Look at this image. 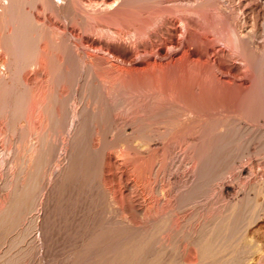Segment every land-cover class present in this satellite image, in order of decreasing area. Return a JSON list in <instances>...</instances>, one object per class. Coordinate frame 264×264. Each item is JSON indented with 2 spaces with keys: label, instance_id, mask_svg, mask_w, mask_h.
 <instances>
[{
  "label": "rangeland",
  "instance_id": "rangeland-1",
  "mask_svg": "<svg viewBox=\"0 0 264 264\" xmlns=\"http://www.w3.org/2000/svg\"><path fill=\"white\" fill-rule=\"evenodd\" d=\"M37 1L29 0L28 3L27 0H0V264H116L115 260L118 264L120 261H122L120 264H125L121 259L122 254L133 239L138 238L144 242L148 255L153 254L151 251L155 246H164L163 248H166L164 255H168L167 253L172 254L176 246L185 239L190 240L197 234L204 236L209 235V233L210 238L213 239L212 242L208 243L209 247L213 245L218 246L223 251L225 247L229 252L237 251L233 257L237 256L240 259L235 258L234 261L236 262H231V264L243 263L240 261L243 257L241 255L245 256L243 252L246 251L247 254V238L261 247V253L254 254L253 259L248 264H264V188L258 195L259 205L263 207L260 209V218L249 227L246 239L241 238L240 229H236L237 220L235 219L230 220L229 229L226 230L228 232L223 233L224 226L220 222L221 217L218 209L221 204V199L217 194L218 187L221 181L229 183L230 180L227 177L229 174L227 175V173L233 171L236 166L231 161L232 158L234 155L237 156V154L240 153L241 155L242 153L243 158L249 159L246 152L252 146V142L250 145L248 138L245 137L246 134L241 135L240 132L235 131L236 133H234L232 130L228 133L230 136L226 134L227 138L218 139L220 142L215 144L216 146L213 147L208 156L209 159L204 170L203 188L197 187L194 189L195 192L193 191L191 195L185 197V202L188 204L183 205L180 202L179 205L171 202L172 204L170 203L164 210H158L154 203H149L154 202V200L150 201L151 198H159L158 193H156L157 188L152 191V187L157 186L156 183L158 182L161 184L163 181L160 171V173L157 171L158 176L156 173V178L154 174L150 175L151 179H155L156 182H152V185L145 184L144 187L143 184H139L142 186L134 185V189L132 186L129 189L124 184V182H132V166L128 164L134 165L138 160L137 157H134L135 155H132L134 150L130 145L131 141L141 138L142 141L153 142L152 137L156 134V130L161 134L166 126V116L163 115V117L161 114L167 113L150 112L146 117L143 116L144 118L139 117V119L134 120L135 122L129 121L125 124V121L114 120L111 116L114 112L126 113L134 109L132 106L128 107L129 105L123 101L125 98V96L123 97V87H121L123 85H120L116 90L112 86L111 92L108 94V101H101L102 93L112 84V76L125 74V70L133 65L132 58H144L145 55L142 53L135 54L131 58H128L129 56L124 58L120 53L135 47L137 41L138 43L140 41V44L145 43L147 38L143 34L156 25L144 24L141 27L142 35L137 37L140 40H136L131 27L126 28L122 23L114 20V13L111 17L110 10L108 12V9L105 10L96 5L88 6L84 4L86 0H83L84 3L82 0H45V2L48 1L47 3H44L43 0ZM170 1L173 0L168 2ZM51 6L52 9H50ZM135 6L133 9L137 10L138 6ZM142 12L141 14L145 15L147 11L145 14ZM173 12L171 10L170 13L175 18L176 15ZM148 13L150 12L148 11L146 16L151 19L152 14ZM137 15L135 14V16ZM154 17L151 19L152 22ZM262 22H264V17ZM162 28L164 32L165 27ZM11 32L14 33L15 37H12ZM31 33L35 34V37ZM211 34L209 33V35ZM31 38L34 40H30ZM155 39L156 41L159 40V38ZM214 40H217L216 43L214 42L216 47L225 49L220 39V41ZM258 40L264 42V38H258ZM41 44L44 46L42 72L41 76H34V69L38 64V56L41 52L39 49L42 48L39 46ZM17 46L22 48H17ZM141 47L138 48L139 51H141ZM177 51L179 49L173 50V52ZM171 52L170 49H166L162 52L164 56L151 55V58L164 61L167 57L165 53ZM102 66L103 68H101ZM41 90L42 92H40ZM151 106L152 104H148L147 107L151 108ZM213 111V109H209L210 113ZM98 113H102V115ZM210 119H212L211 124L209 123L211 126L217 124V118ZM213 119H215V124ZM131 123L135 128L130 130ZM159 123L161 124L160 127ZM154 127L155 129L158 128L153 130ZM39 134L44 136L41 137ZM152 134L154 135L151 137ZM258 142L256 156L262 161L264 159V133L260 135ZM122 143L125 145L123 152L120 151L119 147ZM149 153L144 155L145 160L150 159ZM132 158H135L136 161ZM149 159L148 161H150ZM118 163L120 164L118 165ZM259 166L257 177L262 180L264 178V166L260 163ZM248 188V186L244 187V191L248 192ZM200 191L206 195L202 198L207 199L206 201L201 199L203 201L199 203L197 202L199 199L195 195L200 194ZM117 192L118 194H116ZM128 192L135 193L133 195L137 196L135 197L137 201H135L140 204H138L139 206L145 207L148 204L147 206L153 207L150 208L152 211L149 213L150 216L141 220L135 215L132 207H130L131 201L128 200L132 194L130 195ZM151 195L155 196L151 197ZM197 197L201 196L197 195ZM249 201V199L245 200V212L252 209L251 201ZM170 213L182 216L179 217L180 227L175 229L168 224L167 220ZM189 214L190 216L185 218ZM198 217L204 219V222L200 224L197 231H191L197 226L196 219ZM181 221L183 222L181 223ZM205 221L208 222V225ZM181 233L183 234L181 235ZM162 234L164 238L161 236ZM159 240L163 242L161 243ZM4 247L6 248L3 249ZM221 249V253L219 251L216 255L228 253L227 250L223 252ZM239 250L241 251L239 252ZM176 251L178 252V249ZM177 252H175L176 255L182 254L180 250L179 253ZM87 253L90 254L87 255ZM114 253L115 255L119 254L116 255L117 258H115ZM83 254L85 255L83 256ZM201 264H205V262Z\"/></svg>",
  "mask_w": 264,
  "mask_h": 264
},
{
  "label": "bare ground",
  "instance_id": "bare-ground-1",
  "mask_svg": "<svg viewBox=\"0 0 264 264\" xmlns=\"http://www.w3.org/2000/svg\"><path fill=\"white\" fill-rule=\"evenodd\" d=\"M27 1L29 3V0H27ZM43 1H44V3L48 2V1L45 2V0H43ZM168 1L169 0H86L84 3L82 0V2L84 4H87L88 6L89 5H92V6L96 5V6H100V8H103L105 10L108 9V12L110 10L111 14L114 13V16L112 14L111 17L113 16L115 21H117L118 23H122L126 28L131 27V30H132L136 40H140L137 37H139L140 34L142 35L141 27L144 24L156 25V27L154 26L150 30H147L148 32L145 33L146 35L143 34V36L144 37L146 36L145 38H147L145 43L140 44V41H139V43L137 41L135 47L130 48L128 50L126 49V51H123L120 53V54H122V57H124V58H127L125 56H129L128 58H131L135 54L137 55L140 53L144 54L146 57L144 56V58H141V59H137V57L132 58L133 59V61H132L133 65L125 70V74L122 73V74H120V76H119V74L117 76V74L114 73V74H116L117 77L115 75L112 76V80H111L112 84L110 86H108L107 90L105 89V91H103V93H102L103 97H102L101 101H103V102L108 101L109 100L108 94L111 92L112 86H114V90H116V89H118V87L120 85H123V86H121V87H123L122 91L124 94V95L123 94H121V95H123V97L125 96L123 101H124V103L129 105V106L127 105L128 107L132 106L134 109H132L131 111L126 112V113L121 112L122 114L118 113V112H114V114H112L111 116H112V118H114V120L125 121L126 122L125 124H127V122L129 123V121L133 122L135 119H137V118L139 119V117H143V116L146 117L150 112L156 113L159 111L160 113L161 112L167 113V114H161L162 116L163 115L166 116L165 117L166 126L164 128L162 127L163 132L161 131L162 133L160 134L156 130L158 127L156 129H155V127L153 128V130H156V132H155L156 134L151 135V137L154 135L152 137L153 142L150 141L151 143H149L148 141H144V140L142 141L141 138L139 140L133 139L132 141L130 139V141H131L130 145L133 147V150H134V154H132V155H135L134 157H137L138 160H137V162H135L136 161L135 158L134 159L132 158V160H135L134 161L135 164L134 165L128 164V165L132 166L131 170H132L133 174H131L132 178L130 177L132 182L131 183L130 182H128V183L124 182V184L128 188L131 186L133 188L134 185L136 186L139 184H143L144 187H145V184L146 185H149V184L152 185L155 182V179L154 180L151 179L150 175L154 174V176L156 178L157 171L158 172L160 171L161 173L160 172L159 173H160V175L162 174V177H163L162 180L163 181L161 182V184H158L159 182L158 183L155 182L157 184V186L155 185L156 187L155 186L152 187L153 188L152 191L155 190V188H157L156 193H158L159 198H157V197H155V199L151 198L150 201L154 200V202L152 201L149 203H154V205H156V208L158 210H164L167 206L170 205L171 202L173 204H179V205H180V202L183 205L188 204L185 202V200H186L185 197L187 195L189 196V194L191 195L192 194L191 192H193L194 189H196L197 187H202V185L205 181L204 180V177H205L204 176V170H205V166L207 164V160L209 159L208 156L211 154L213 147H215L217 145L216 143L220 142V141L218 142V139L221 140V138H223V137L227 138L228 136H230V134L228 135V133H230V131H232V130H234V133H236L235 131H237V132H240L241 135L246 134L245 137L248 138L247 140L249 141V144H250V142H252V146H250L248 151L246 152L249 155V159L247 160V159L243 158L242 153H241V155H240V153L237 154V156L234 155V157L232 158L231 161L233 163H235L236 166L234 167L233 171H230L229 173H227V175L229 174V176H227V177H229L230 181H229V183L221 181V184L220 185L218 184L219 185L218 193L216 192L219 195L218 197L221 199V204L219 205L218 209H219V213H220V217H221L220 222H222V226H224L223 233L226 234L228 232V231L226 232V230L229 229L228 225L230 224V220L235 219V220H237V223H235V226L237 227L236 229L237 230L240 229L239 232H240L241 238L246 239V234H247L249 227L251 225H253L254 223H256V221L260 218V209L263 208V207H260V205H259L260 201H258V195L261 193L262 189L264 188V178L262 180H259L260 178L257 177L258 176L257 170L260 167L259 163L264 166V159L262 161H260L259 159H261V158H259V159L257 158L256 147H257V144L259 143L258 140H259L260 135L261 134L263 135V133H264V42L262 40L261 41L258 40V38H264L263 37L264 36V22H262L263 17H264V0H186L184 2H182L181 0H173L170 2H168ZM19 2H21V1H19ZM168 3H170V4H168ZM20 5H21V3H20ZM44 5H46V4H44ZM60 5H61V3H60ZM135 5L138 6L137 10L135 8H134L135 10L133 9V7H136ZM23 7H25V6H23ZM50 9H52V6ZM90 10H92V9H90ZM105 10H104V12H106ZM171 10H173L175 12V15H176L175 18L170 13ZM132 11H137V12H132ZM142 11L144 12V14L146 11L147 12L149 11L150 13H148V14H152V18L155 16L153 19V22L151 21L152 18L150 19L148 16H146L147 12L145 15H142L141 14ZM18 12L20 13V11H18ZM134 13L138 14V15L135 16ZM13 14H14V12H13ZM13 14H11V16H14ZM101 14H103V13H101ZM20 16H22V15L20 14ZM149 16H151V15H149ZM4 18H6V17H4ZM18 18H20V17H18ZM5 22H6V20H5ZM96 22H98V21H96ZM106 22H107V19H106ZM7 27H8V25H7ZM28 27H30V26H28ZM162 27H165L164 32L162 31V29H163ZM6 29H9V28H6ZM47 30H48V28H47ZM208 32L212 33L211 35L215 34L216 36L213 35L214 36L213 37V36L209 35ZM19 33H21V32H19ZM34 33H36V32H34ZM12 34H13L12 37H15L14 33H12ZM15 34H16V32H15ZM19 36H18V38L21 37V36L20 37ZM33 36L35 37V34ZM145 38H144V40H145ZM155 38H159V40L156 41ZM32 39L33 38H31L30 40H32ZM86 39H87V37H86ZM214 39H218V40L220 39L221 44H223V47H225V49L220 48V47L219 48L216 47L214 42L216 43L217 40L215 41ZM50 42H52V41H50ZM42 44L39 45L40 48L42 47L41 48L42 50L39 49L41 51L40 52L41 55L38 53L39 54L38 64H37L36 68L34 69L35 70L34 76L40 75L42 72V63H43V56H44V55L42 56V53L44 50V46H42ZM20 45H21V42H20ZM44 45H46V44H44ZM140 46H142L140 49L141 51L138 50V48ZM18 47L19 46H17V48ZM19 48H22V47H19ZM51 48H52V46H51ZM166 49H170L172 52L166 54L167 52L165 51L166 52L165 55H167V57L164 61L163 60L162 61L156 60L153 57L151 58V55H155V56L157 55L159 57L164 56L162 52ZM176 49H179V51L173 52V50H176ZM45 51H46V48H45ZM27 52H28V50H27ZM45 53L47 54L48 52H45ZM177 53H178V55H176ZM25 55H27V54H25ZM85 56H86V54H85ZM20 60H21V58H20ZM36 60H37V58H36ZM89 60H90V58H89ZM44 62H45V60H44ZM47 63H49V62L47 61ZM101 68H103V66ZM87 69H89V68H87ZM49 71H51L50 68H49ZM49 73H51V72H49ZM53 73H52V75H53ZM34 85H35V83H34ZM54 86H55V84H54ZM40 92H42V90ZM99 93H100V91H99ZM115 95H117V94L115 93ZM97 97H99V96H97ZM118 98H120V97H118ZM90 99H92V98H90ZM60 104H62V103H60ZM148 104L149 105L152 104L151 108L147 107ZM37 108H38V106H37ZM129 109H131V108H129ZM209 109H213L214 111L212 113H210ZM98 114L102 115V113H98ZM29 116H30V114H29ZM210 118H217L216 119L217 124L214 123L215 119H213V123L215 125L211 126L210 124H211L212 119H210ZM98 119H100V118H98ZM162 120H160V121H162ZM165 121H162V122H165ZM106 122H109V121H106ZM132 124L133 123H131V126H132ZM55 126H56V124H55ZM59 126H60V124H59ZM131 126H130V130L132 128L133 129L135 128L134 126H132V127ZM160 126H161V124L159 123V127ZM136 128H138V127L136 126ZM97 130H99V129H97ZM157 133H159V134H157ZM226 134L228 136H226ZM43 136H41V137H43ZM145 140H149V139H145ZM233 145H234V143H233ZM119 147H120V151L123 152V149L125 150V145L123 143L120 144ZM251 147H252V149H251ZM148 152H150L148 156H151L150 159L148 158L150 161H148V159L145 160L146 157H144V155H146ZM119 162H121V161H119ZM125 163L124 164L122 163V164L126 165ZM119 164L120 163H118V165ZM106 165H107V163H106ZM37 169H38V167H37ZM157 176H158V173H157ZM30 180H31V178H30ZM119 185H121V184H119ZM139 186H142V185H139ZM247 186L249 187L248 192L244 191V187H247ZM21 189H23V188H21ZM152 191H151V193H153ZM15 192H18V191H15ZM21 192H22V190H21ZM132 192H130V193L128 192V193L130 195L135 194ZM149 192H150V190H149ZM116 194H118V192ZM132 195H131V198L128 200L131 201L130 207H132V209H133L132 211L135 213V215L141 220L147 216H150L149 213L152 212L150 210L151 207L147 206L148 204L145 207L139 206L140 204L138 203L139 204L138 205L136 202L137 200L135 199V197H137V196L136 195L132 196ZM155 195H151V197L155 196ZM197 195L201 196V197H197ZM197 195H195L196 198L199 199V201H197V202L200 203L201 201H203L205 199V198L204 199L202 198V196L205 195V194H202V192L200 194H197ZM125 197H126V195H125ZM180 198H181V201H180ZM196 198H194V199H196ZM194 199H193V201H194ZM201 199H203V200H201ZM206 199H205V201H206ZM247 199H249L251 201V204H252L251 205L252 209H250V211L248 210L249 213H248V211L245 212V200H247ZM14 204H15V202H14ZM200 206H202V204H200ZM261 206H262V204H261ZM6 207H8V206H6ZM263 211H264V209H263ZM1 212H3V211H1ZM18 212H19V210H18ZM174 213H170L167 221H168V224L172 228L176 229L180 225L179 217L181 218L182 216H180V215L177 216ZM188 213H189V211H188ZM190 214H192V213L190 212ZM190 214L187 215L185 218H188L190 216ZM200 218L201 217H198L196 219L197 226L195 225L196 226L195 229H193V230L191 229V231H197L200 224L202 222H204V219H200ZM9 222H10V220H9ZM182 222L183 221H181V223ZM184 222H186V221H184ZM206 223L208 225V222H206ZM207 225H205V226H207ZM191 226H193V225H191ZM29 227H30V224H29ZM211 230H213V229H211ZM167 231H168V229H167ZM169 231L171 233L170 229H169ZM154 233H155V231H154ZM182 234L183 233H181V235ZM153 236H154V234H153ZM161 236L163 237V234ZM185 236H187V235H185ZM172 237H173V235H172ZM246 240L248 242V250L246 249L247 254H246V251L243 252V254H245V256L241 255V257L242 256L243 257L240 261V262H243L244 264L250 263V261L253 259L254 254H256V253L260 254L261 253V247L257 243L253 242L250 238L249 239L247 238ZM210 241L211 242L213 241V239L210 238V233H209V235L206 234L204 236L197 234L193 239H190V240L185 239L180 244L178 243L179 245H177L176 248L174 247L175 248L174 252L172 250V252H173V253L171 252L172 254H170V252H169V253H167L168 255H164L166 248H163L164 246L163 247L157 246L158 247L157 248L154 245L156 247V249L154 247L153 250L151 251L153 254L148 255L146 253L147 250L144 247V242L141 239L136 238V239H133V241H131V243H129V246L126 248V250L122 254L121 259L125 262V264H128L130 262L133 264H171L174 262L176 264L177 263L178 264H201L204 262H205V264H216V263L231 264V262H236V261H234V259L237 258V256L233 257V256H235L233 254L237 252L236 250H235L236 252H234L233 250L229 252V250H227V248L225 247L224 251H226V250L228 251V253H225L223 251V249L220 248L224 253L216 255V253L218 254L220 249L218 248V246L215 247L213 245H212L213 247L212 246L209 247L208 243ZM160 242L162 243L163 241H160ZM172 244H174V243H172ZM221 244H222V242H221ZM224 244H226V243H224ZM110 245H112V244H110ZM215 245H217V244H215ZM5 248L6 247H4L3 249H5ZM110 248H111V246H110ZM176 249H178V252L176 251ZM167 250L169 251V248ZM179 250L182 252V254L176 255L175 252L179 253ZM242 250H243V248H242ZM78 251H80V250H78ZM240 251L241 250H239V252ZM109 252H110V250H109ZM220 253H221V251H220ZM88 254H90V253H87V255ZM84 255L85 254H83V256ZM103 255H105V254H103ZM116 255L114 253V256H116ZM117 256L115 258H117ZM239 256L240 255L238 253V257ZM98 258H100V257H98ZM112 258L114 259V257H112ZM110 259H111V257H110ZM239 259L240 258H237V260H239ZM111 261L114 262V260H111ZM120 262H122V261H120ZM120 262H119V264H120ZM115 263L118 264L116 260H115Z\"/></svg>",
  "mask_w": 264,
  "mask_h": 264
}]
</instances>
